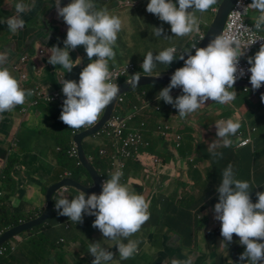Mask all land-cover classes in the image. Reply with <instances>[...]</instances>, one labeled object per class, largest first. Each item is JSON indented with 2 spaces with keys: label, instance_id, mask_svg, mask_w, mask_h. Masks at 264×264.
I'll return each instance as SVG.
<instances>
[{
  "label": "crops",
  "instance_id": "crops-1",
  "mask_svg": "<svg viewBox=\"0 0 264 264\" xmlns=\"http://www.w3.org/2000/svg\"><path fill=\"white\" fill-rule=\"evenodd\" d=\"M221 1L218 0L217 4L205 13H196L201 21L198 33H205L203 27L209 26L208 20L213 19ZM0 2L5 3L3 11L0 10V21L15 15V3L18 0ZM33 2L35 7L22 14L25 20V28L22 31L12 33L6 24L0 23V52L10 50L6 67L19 80L22 88L30 90L37 86L45 93L59 92L61 101L42 104L35 107L31 113L32 107L28 97L23 105L0 114V192L3 193V197H0V228L3 225V209L10 216L25 218L31 215L35 219L45 209L47 189L65 178L74 180L67 170L62 169L58 158L59 150L65 146L73 148V136L86 129L68 128L59 117L63 100L66 98L61 88L63 79L78 82L79 74L89 60L80 46L69 53L73 62L78 57L81 59V63L71 72H66L60 65L54 67L48 63L50 48L36 40L43 34L42 24L46 21L45 24L58 28L54 34L57 39H50V43L60 48L64 47L63 41L66 37L61 36L64 35L63 31L67 32V25L57 16L55 0H24L25 4ZM70 2L71 0H60L61 7ZM148 2L149 0H95L97 10L107 9L124 22L114 49L115 62L109 61V69L133 64L136 66L134 74L148 76L141 69L148 52L156 55L168 47H175L182 53L186 50L189 39L197 34L174 37L170 25L146 12ZM175 2L176 0H173V3ZM46 8H50L47 18L50 20L41 17ZM252 12H255V9L251 8L249 22L254 23L255 19H250ZM155 27H162L164 35L171 38L155 36ZM40 51L43 52L42 55L39 54ZM30 52H35L36 56L29 57ZM181 53H176V56ZM23 57L28 60L20 71H17L16 68L20 67ZM171 68L172 63L169 66L157 64L151 76L171 74ZM22 74L27 75L26 81L20 79ZM133 75L125 81L133 78ZM164 87L167 86L142 87L143 89L135 93L136 88L129 93L133 94L129 100L126 97L129 94L122 96L125 102L122 114L131 113L133 107L137 111L129 128L137 130L138 124L144 122L145 129L142 134L149 143V147L141 150L138 157L126 162L121 180L137 194H142L151 201L150 219L131 237L140 241L138 254L128 260H119L115 246L111 247L112 243L102 237L98 229L92 227L94 216L84 215L81 224H74L67 217L59 216L55 203L60 198L70 200L79 194V191L73 188H63L53 196L52 211L47 222L41 225L42 229L36 227L31 230L32 234L31 231L23 233L1 246L11 245L15 248V253L0 257V264H92L94 257L88 253L92 242H100L103 247L109 248L118 264H172L173 260L183 261L189 257L192 264H241L239 256L244 252V246L239 244V237L235 235L226 248L223 246L221 225L214 219L213 209L218 202L216 188L222 180L223 170L229 164L233 167L236 179L250 183V197L253 203L257 202L256 193L264 192V131L250 125L246 128V135L242 132L247 113L255 105L249 101L239 107L232 102L221 105L209 100L204 107L181 119L175 108L160 100L159 92ZM178 91L181 90L176 88L171 91L173 99L179 96ZM126 106H131V109L124 111ZM155 108L160 111L156 112ZM25 109L27 112L23 113ZM228 119L239 121L241 127L237 134L231 137L232 145L217 147L215 151L219 155L213 156L210 144L219 143L215 124ZM158 125L170 128L171 135L167 139L159 137L156 133ZM253 129H256V132H253ZM172 135L181 136L179 148L176 147ZM242 138H250L251 144L240 147ZM112 145L110 140L95 136L82 142L89 162L87 154L91 157L99 155L100 151L106 152V155L112 154L115 152ZM100 158L109 161L108 157ZM153 159H157L158 163L154 164ZM7 171L10 179H6ZM89 180L80 175L79 180L74 181L90 188L92 183ZM12 228L1 232L0 236ZM42 236L49 247L43 254L44 259L30 258V239Z\"/></svg>",
  "mask_w": 264,
  "mask_h": 264
},
{
  "label": "clouds",
  "instance_id": "clouds-1",
  "mask_svg": "<svg viewBox=\"0 0 264 264\" xmlns=\"http://www.w3.org/2000/svg\"><path fill=\"white\" fill-rule=\"evenodd\" d=\"M217 2L218 0H176L173 3V0H149L146 12L170 25L171 33L179 38L198 33L201 21L196 13L207 12ZM34 7V2L25 4L24 0H18L15 3V15L0 23L6 24L12 33L22 31L25 28L22 14ZM54 7L58 18H62L67 25V32L63 48H50L48 63L54 67L60 65L66 72H71L81 63V59L78 57L73 62L69 53L80 46L89 60L80 72L78 82L63 79L61 88L66 98L63 100L59 119L74 130L91 127L119 95L120 89L113 81L109 61L115 62L114 49L124 22L107 9L97 10L95 0H71L64 7H61L60 0H55ZM237 7L241 5L238 3ZM248 7L259 13L252 28L240 23L237 25V32L216 35L203 48L193 44L190 50L183 51L178 58L175 47H168L156 55L152 52L145 55L141 69L149 77L157 64L169 66L177 59L183 60V67L175 70L170 83L159 92L160 100L175 108L181 119L204 107L209 100L221 105L235 100L237 92L233 85L245 75V71L238 68L239 60L251 44L264 40L252 39L244 48L241 47L238 35L241 30L249 34H253L254 30H264V0H251L243 9ZM235 15L241 16L243 12L236 11ZM153 30L157 37L171 38L164 35L162 27H155ZM193 50L194 55L191 54ZM9 55L10 50L0 52V114L23 105L33 95L31 90L21 87L19 80L6 67ZM247 63L250 65L247 69L250 73L249 83L253 90H258L264 86V44L254 56L247 59ZM140 77L136 73L128 83L137 86ZM176 88L182 94L173 99L170 93ZM261 100L264 101V96ZM240 127V122L232 119L215 124L219 143L210 144L213 156L219 155L215 151L217 147L232 145L231 137L237 134ZM122 177L123 172L116 170L109 179L102 182L99 195L93 193L86 196L80 191L70 200L60 198L55 203V210L59 216L67 217L74 224H81L84 215L94 216L92 227L112 243L111 247L115 246L119 260H128L138 254L140 241L131 237L150 219L151 201L144 195L137 194L128 184L122 183ZM251 191L250 183L236 179L233 167L229 164L223 170L222 180L216 188L218 202L213 209L214 219L220 222V235L225 248L233 241V235L239 237V244L244 246V252L239 256L241 264H264V192H257V202L253 203ZM108 249L100 242L90 243L88 253L94 257L92 264H118L113 258L114 254ZM172 264H192L191 257L183 261L173 260Z\"/></svg>",
  "mask_w": 264,
  "mask_h": 264
},
{
  "label": "built area",
  "instance_id": "built-area-1",
  "mask_svg": "<svg viewBox=\"0 0 264 264\" xmlns=\"http://www.w3.org/2000/svg\"><path fill=\"white\" fill-rule=\"evenodd\" d=\"M238 3L241 5V7H237ZM250 3L251 0H236L232 10L228 15L222 34L229 35L237 32V25L240 23H243L246 27L249 28L253 27L254 23L249 22L251 8L248 7L246 9H243ZM236 11L243 12V15L236 16ZM238 35L242 42L241 47L244 48V46L247 43H250L252 39H264V30H261L259 32H256L254 30L253 34H249L241 30ZM204 36L205 33H197L193 35L188 41L190 49L193 44H197L196 46L199 47L200 43L204 39ZM262 44H264V40L256 41L244 50L245 54L240 58L238 68L243 69L245 71V75L239 78L236 83H249L250 73L247 72V69L250 67V65L245 61V59L257 52ZM176 53L181 52L177 51ZM191 53L194 54V50ZM39 54L42 55L43 52L40 51ZM27 60V57H23L20 63L25 64ZM16 70L20 71V68L17 67ZM110 71L113 73V81L116 82L119 86L123 81L131 77L136 72V66H134L133 64H126L117 68H112L110 69ZM27 78L28 77L25 74H22L20 77L22 81H26ZM30 90L33 92V95L30 96V107L32 108L38 107L42 104H53L61 101V95L59 94V92L45 93L37 86L31 88ZM259 90L264 93V86H262ZM248 91V89H244V92ZM177 93L179 95L182 94L181 91H178ZM124 103V98L122 96L117 97L114 111L109 121L99 132L94 135L97 138L110 140L113 143L112 147L115 148V152H113L112 154L106 155V152L104 151L99 152V156L109 158V163L106 170L103 172V174L98 173L100 179V192L102 190L101 185L104 180L109 179L110 175L116 170L122 171L124 176L126 162L134 160L136 157H138L141 150H145L149 147V143L144 139L142 134L145 129V123L141 122L138 124L137 130H131L129 128V125L132 123V121L135 120V114L137 111L136 108L133 107L131 113L127 115L122 114V106L124 105ZM155 111L159 112L160 110L159 108H155ZM26 112V109L23 110V113ZM87 128L89 127H86V129ZM253 132H256V129H253ZM156 133L159 135V137L167 139L171 135V130L168 126L158 125L156 127ZM172 136L173 138H175L176 147L179 148L182 141L181 136ZM251 142L252 141L250 138H242L239 146L247 147L249 144H251ZM67 155L70 159L76 160V166L80 167V164L77 161V152L75 148H71L67 152ZM153 163L157 164L158 160L153 159ZM100 192L97 193V195H99ZM0 197H3L2 192H0ZM8 253H15V248L11 245H6L0 248V257H3Z\"/></svg>",
  "mask_w": 264,
  "mask_h": 264
},
{
  "label": "water",
  "instance_id": "water-1",
  "mask_svg": "<svg viewBox=\"0 0 264 264\" xmlns=\"http://www.w3.org/2000/svg\"><path fill=\"white\" fill-rule=\"evenodd\" d=\"M236 0H222L220 4L218 5L214 17L212 19L211 24L208 26L203 41L200 43L199 48L206 47L210 40L214 38L216 35L222 34V31L224 30L226 20L228 18V15L230 11L232 10ZM43 29L42 33L36 40H38L41 44L42 38L46 41H50V39H57V36H49V32L51 30H54V34H56L58 28L54 27L53 25L48 24H42ZM45 27V30H44ZM40 30V29H39ZM64 32V35L61 36L63 38L66 37V32ZM43 35V37H42ZM45 36V38H44ZM47 37V38H46ZM60 39V38H59ZM60 41V40H59ZM52 43H49V48H52ZM195 54V53H194ZM193 54V55H194ZM23 56V54H21ZM174 73V72H173ZM163 75V76H141L140 80L137 83V86L130 85L128 82L132 81L133 78L129 79L128 81H125L124 83L120 84L118 87L120 89L119 96L127 95L131 93L136 88H142L147 86H153V85H160V86H167L170 83V78L172 74ZM233 89H248L249 91L253 92L260 100L261 97L264 96V93L262 91L253 90L250 83H244L239 82L235 83L233 85ZM116 97V99H117ZM116 99L106 108L105 112L102 114L100 120L93 126L83 130L80 133H77L72 138L73 148H75L77 152V161L80 164V167L86 172L88 175V178L90 179L92 186L90 188H86L82 186L80 183L70 179L65 178L61 180L59 183L49 187L45 194V209L42 212L41 215H39L37 218L30 220L29 222L20 224L17 227H14L8 231H6L4 234L0 236V247L4 245L5 243H8L9 241L13 240L14 238L20 236L23 233L29 232L33 230L36 227H39L43 224H45L50 216V213L52 211V198L56 194V192L60 191L63 188H73L77 191H83L86 195L90 194H97L100 191V179L98 172L94 170L92 165L90 164L88 158L86 157L82 142L83 140L87 138L93 137L97 132H99L104 125L109 121L114 107L116 103ZM262 101V100H261ZM264 103V101H262Z\"/></svg>",
  "mask_w": 264,
  "mask_h": 264
},
{
  "label": "trees",
  "instance_id": "trees-1",
  "mask_svg": "<svg viewBox=\"0 0 264 264\" xmlns=\"http://www.w3.org/2000/svg\"><path fill=\"white\" fill-rule=\"evenodd\" d=\"M186 50H190V45L188 44ZM192 54V53H191ZM179 57V55L177 56V58ZM187 58V56H185V59ZM176 62L172 63V72H175V70H177L178 68L183 67V60H175ZM141 90V89H139ZM138 90V91H139ZM241 90L242 94H239L235 100L233 101V103L237 106H242L245 103L249 102V96L252 95L253 93L251 91L248 92H244V89H238ZM124 107V105H123ZM127 108L124 111H128L131 109V106H126ZM252 125L255 127H258L259 129H261L262 131H264V103L260 100L258 101L257 107H254L251 111H249L247 113L246 119L243 123V128L244 130L242 131L245 135L247 134V127ZM70 149L65 147H61L60 154L58 156L59 160H60V165L62 167V169L67 170L71 177L78 181L79 176L80 175H84L88 178V175L86 174V172L81 168V167H77L76 166V160L70 159L67 155V152ZM89 159H90V164L92 165V167L94 168V170H96L98 173L103 174V172L106 170V168L108 167V163L109 161L107 159H102L100 158L101 156L96 155V156H90L89 154H87ZM59 165V166H60ZM12 167V164L9 166V169ZM9 171L6 172V179H10L9 175H8ZM90 181V180H89ZM3 215H2V219H3V225L0 228V233L4 232L5 230L12 228V227H17L20 224H22V222H29L31 219H33V217L31 215H28L25 218L22 217H14V216H10L6 213V210L3 209L2 210ZM38 229H42V226L38 227ZM32 234V231L30 232ZM30 249H31V256L30 258H43V254L45 252V250H47L49 247L46 245L47 241L45 242L43 236L39 237V238H33L30 239ZM45 245L47 247H45ZM46 258H48L46 256ZM45 258V259H46Z\"/></svg>",
  "mask_w": 264,
  "mask_h": 264
},
{
  "label": "rangeland",
  "instance_id": "rangeland-1",
  "mask_svg": "<svg viewBox=\"0 0 264 264\" xmlns=\"http://www.w3.org/2000/svg\"><path fill=\"white\" fill-rule=\"evenodd\" d=\"M49 6H50V4H48ZM50 12V8H46V10L44 11V12H42V18L43 19H45V20H50V19H47L48 18V13ZM45 14V16L43 17V15ZM259 13H258V11L257 10H255V12H252V14L251 15H253L252 16V18H250V19H255L256 18V16L258 15ZM211 18L208 20V25H210L211 24ZM45 23H46V21H45ZM44 23V24H45ZM207 27L208 26H206V27H203V31L204 32H206V30H207ZM44 30H45V27H44ZM49 36H54V30H51L49 33ZM41 42H42V45L43 46H45V47H47V48H49V43H50V41H49V39H48V41H46L45 39H42L41 40ZM29 57H35L36 55H35V52H30L29 54ZM245 61L247 62V59H245ZM176 61H174V63H175ZM21 64V63H20ZM19 64V68L21 69L23 66H24V64H21L20 65ZM23 65V66H22ZM137 72H140L139 70H137ZM143 88H146V87H143ZM143 88H137V90H135V93H138L139 91V89H143ZM236 92H237V94H242V92H241V90H236V89H234ZM253 93V92H252ZM133 96V94H129L128 96H126L127 97V99L129 100L131 97ZM238 96V95H237ZM257 100L258 101H260V99L253 93L252 95H250L249 96V101L251 102V103H253L254 105H255V107H257V104H258V102H257ZM232 104H233V101H232ZM33 109H35V108H32V109H30V112L32 113V110ZM226 116H227V113H226ZM29 125V124H28ZM79 180V179H78Z\"/></svg>",
  "mask_w": 264,
  "mask_h": 264
},
{
  "label": "flooded vegetation",
  "instance_id": "flooded-vegetation-1",
  "mask_svg": "<svg viewBox=\"0 0 264 264\" xmlns=\"http://www.w3.org/2000/svg\"><path fill=\"white\" fill-rule=\"evenodd\" d=\"M3 5H5V3L4 2H2V3L0 2V10H2V11H3V7H4Z\"/></svg>",
  "mask_w": 264,
  "mask_h": 264
}]
</instances>
